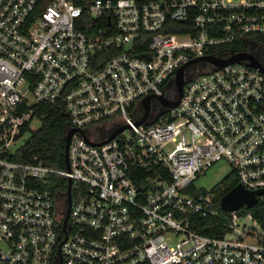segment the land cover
Instances as JSON below:
<instances>
[{
  "label": "built area",
  "instance_id": "built-area-1",
  "mask_svg": "<svg viewBox=\"0 0 264 264\" xmlns=\"http://www.w3.org/2000/svg\"><path fill=\"white\" fill-rule=\"evenodd\" d=\"M260 34L264 0H0V264H264V192L209 235L218 188L195 184L223 161L264 190V71L189 64L242 40L264 67ZM38 104L86 135L65 170L14 159ZM54 177L72 180L66 231Z\"/></svg>",
  "mask_w": 264,
  "mask_h": 264
},
{
  "label": "trees",
  "instance_id": "trees-1",
  "mask_svg": "<svg viewBox=\"0 0 264 264\" xmlns=\"http://www.w3.org/2000/svg\"><path fill=\"white\" fill-rule=\"evenodd\" d=\"M172 30L176 31V29ZM249 38L254 39L257 43L255 45L256 53L264 62V34L251 35ZM249 48L241 40L222 47H215L211 52L219 50L242 51ZM34 117L40 120L41 125L37 129H32L30 123L26 124L23 132H30L31 134L14 159L27 163L42 162L48 166L65 170L67 168L65 163L66 135L70 129L69 115L65 107L62 104H38L34 106ZM53 181L52 189L59 193L64 192L68 187V180L65 177H54ZM237 184L238 181H227L217 187L218 196L214 205L215 214L202 219L203 226L198 231L209 235L222 232L224 224L232 214L221 209L220 199ZM243 211L247 210L244 209ZM252 212H255V209ZM208 225H211V227H208Z\"/></svg>",
  "mask_w": 264,
  "mask_h": 264
},
{
  "label": "water",
  "instance_id": "water-1",
  "mask_svg": "<svg viewBox=\"0 0 264 264\" xmlns=\"http://www.w3.org/2000/svg\"><path fill=\"white\" fill-rule=\"evenodd\" d=\"M140 57H146L148 58V54H143L140 55ZM243 61H248L249 64L253 67L259 68L260 70L264 71V67L258 62V60L250 53L241 51L238 53H234L231 55L229 58L226 59H221L213 55H206L203 57H198L196 59H193L190 61L189 64L191 63H197V62H208L210 64H213L217 67H223L231 63H238V62H243ZM185 83V77H184V67L178 70L177 75H176V85L178 88V99L172 101L168 100L164 97H158L160 102L166 107V108H174L178 106L180 102V98L182 96V91H183V86ZM151 99L152 96H148L144 99L143 105L145 108V115L143 118L138 121L137 125L146 123L149 115H150V106H151ZM125 127H121L120 129L114 131L110 137L105 140L104 142H107L114 138L116 135H118ZM79 131L82 133L83 136H86L84 131L82 129L78 128H71L67 135H66V145H65V163L66 167L69 168V159H68V149H69V144L71 141L72 135L76 132ZM71 187H72V180L68 178V187H67V210L65 213V217L63 219V224L62 228L64 231L67 229V222L69 219V212H70V207H71ZM264 190H258L256 192L254 191H249L245 189L242 184H237L235 187H233L228 193H226L221 199H220V207L222 210L226 212H239V210L242 207H247V208H252L256 203H257V194L263 193ZM67 235L65 236L66 239Z\"/></svg>",
  "mask_w": 264,
  "mask_h": 264
},
{
  "label": "rangeland",
  "instance_id": "rangeland-1",
  "mask_svg": "<svg viewBox=\"0 0 264 264\" xmlns=\"http://www.w3.org/2000/svg\"><path fill=\"white\" fill-rule=\"evenodd\" d=\"M254 46V45H253ZM251 48V47H250ZM255 52L257 49H254ZM41 125L40 120L34 118L31 122V128L37 129ZM92 129V128H91ZM30 132L24 133L16 142L14 148H21L26 140L30 136ZM235 177L231 173V167L225 162H219L215 164L212 168H210L204 175H200L199 178L196 180L195 184L197 187H202L208 190L213 188H217L219 185L224 184L227 181H234Z\"/></svg>",
  "mask_w": 264,
  "mask_h": 264
},
{
  "label": "flooded vegetation",
  "instance_id": "flooded-vegetation-1",
  "mask_svg": "<svg viewBox=\"0 0 264 264\" xmlns=\"http://www.w3.org/2000/svg\"><path fill=\"white\" fill-rule=\"evenodd\" d=\"M260 60L263 62L262 58H260Z\"/></svg>",
  "mask_w": 264,
  "mask_h": 264
}]
</instances>
